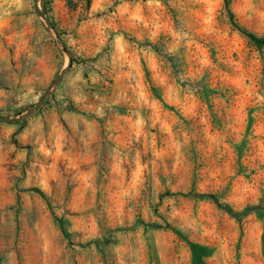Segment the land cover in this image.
Listing matches in <instances>:
<instances>
[{
	"label": "rangeland",
	"instance_id": "obj_1",
	"mask_svg": "<svg viewBox=\"0 0 264 264\" xmlns=\"http://www.w3.org/2000/svg\"><path fill=\"white\" fill-rule=\"evenodd\" d=\"M241 30L264 37V0H0L1 116L71 58L0 123V264H264V46Z\"/></svg>",
	"mask_w": 264,
	"mask_h": 264
},
{
	"label": "water",
	"instance_id": "obj_2",
	"mask_svg": "<svg viewBox=\"0 0 264 264\" xmlns=\"http://www.w3.org/2000/svg\"><path fill=\"white\" fill-rule=\"evenodd\" d=\"M35 9H36L37 13L46 21L44 15L37 10V4H35ZM67 56H68L67 67L65 69H63V71L57 77H55V79L51 83L49 90L46 91L44 93V95L41 96L38 103L36 105H34L33 107H31L30 109H28L26 112L21 113L17 117H14V118L3 117L0 115V123H17L19 121H24L27 119V117H29L33 113L37 112L38 110H40L42 105L45 103L46 99L49 97L50 92H51V88L53 86H55L60 81V79L62 78V75L71 67V58H70L68 53H67Z\"/></svg>",
	"mask_w": 264,
	"mask_h": 264
},
{
	"label": "trees",
	"instance_id": "obj_3",
	"mask_svg": "<svg viewBox=\"0 0 264 264\" xmlns=\"http://www.w3.org/2000/svg\"><path fill=\"white\" fill-rule=\"evenodd\" d=\"M241 33L244 36H246L247 38H249L255 44H257L259 46H264V37H257L254 34L249 33L247 31H244V30H241ZM195 196L200 197V198L206 197L205 195H195ZM210 198L213 199L218 206H220L221 208H223L226 212H228L230 215H232L234 217H240L243 214H245L248 210H250V209H247V210H245V211H243L241 213L236 214V213H233L232 210L228 206L220 205L214 197H210ZM61 230L63 231V228L62 227H61ZM189 245H190V248H191V252H192V255H193V259L195 261H199L200 258L204 255L203 248H201L200 246H198L196 244H193V243H189Z\"/></svg>",
	"mask_w": 264,
	"mask_h": 264
}]
</instances>
